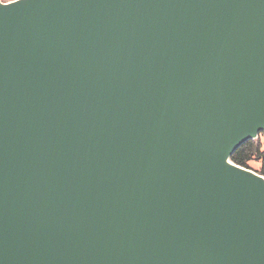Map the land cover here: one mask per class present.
Masks as SVG:
<instances>
[{"label": "water", "instance_id": "95a60500", "mask_svg": "<svg viewBox=\"0 0 264 264\" xmlns=\"http://www.w3.org/2000/svg\"><path fill=\"white\" fill-rule=\"evenodd\" d=\"M264 0H0V264H264Z\"/></svg>", "mask_w": 264, "mask_h": 264}, {"label": "trees", "instance_id": "16d2710c", "mask_svg": "<svg viewBox=\"0 0 264 264\" xmlns=\"http://www.w3.org/2000/svg\"><path fill=\"white\" fill-rule=\"evenodd\" d=\"M255 139L246 140L230 156V160L242 167L249 168L264 177V140L261 134ZM255 163V166H252Z\"/></svg>", "mask_w": 264, "mask_h": 264}, {"label": "rangeland", "instance_id": "374dc122", "mask_svg": "<svg viewBox=\"0 0 264 264\" xmlns=\"http://www.w3.org/2000/svg\"><path fill=\"white\" fill-rule=\"evenodd\" d=\"M1 1L6 2V1H9V0H1ZM260 136H261L260 139H261V140H264V133H262ZM263 148H264V146H263ZM253 165L255 166V163H254V164L252 163V166H253Z\"/></svg>", "mask_w": 264, "mask_h": 264}]
</instances>
